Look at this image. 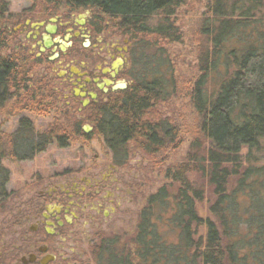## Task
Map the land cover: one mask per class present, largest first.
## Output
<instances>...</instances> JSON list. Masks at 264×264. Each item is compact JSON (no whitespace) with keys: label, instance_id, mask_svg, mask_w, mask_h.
Returning <instances> with one entry per match:
<instances>
[{"label":"trees","instance_id":"16d2710c","mask_svg":"<svg viewBox=\"0 0 264 264\" xmlns=\"http://www.w3.org/2000/svg\"><path fill=\"white\" fill-rule=\"evenodd\" d=\"M189 1L43 0L44 8L32 18L47 20L63 8L71 13L89 9L94 34L111 30L128 39L132 86L85 110L91 134L82 132V122L69 126L85 141H104L116 164L125 165L131 145L152 160L169 148L177 137L175 126L150 110L178 93L188 96L197 123L196 140L202 144L195 142L192 150L198 152L171 171L174 190L164 186L148 198L128 244L130 236L126 232L120 239L119 229L98 233L97 264H264V1L207 0L198 75L179 89L166 47L181 42L173 18ZM7 13L8 4L0 0V117L12 99L25 102L24 111L35 107L42 114L51 104L59 109L63 103L66 110L50 68L44 77L33 78L26 65L34 55L15 47L3 54L10 48ZM44 61L49 64L44 58L35 63ZM67 131L56 122L37 133L27 120L5 139L0 130V200L9 196L3 161L34 159L53 144L65 148L72 139ZM193 175L204 180L203 186L196 188ZM206 198L213 201L209 216L202 217L198 205Z\"/></svg>","mask_w":264,"mask_h":264},{"label":"flooded vegetation","instance_id":"af4514ba","mask_svg":"<svg viewBox=\"0 0 264 264\" xmlns=\"http://www.w3.org/2000/svg\"><path fill=\"white\" fill-rule=\"evenodd\" d=\"M90 15L89 9L67 10L47 20L27 19L30 24H21V33L31 44L25 48L37 53V58L47 59L49 67L55 65L51 72L59 74L55 76L58 99L74 106L79 114L133 84L128 39L109 40L94 34ZM54 18L56 22L51 23ZM51 25L55 26L50 35L54 42L46 48L44 36L49 35ZM63 43L69 45L63 48ZM115 86L124 88L115 90ZM100 143L105 147L104 141ZM81 170L42 185L33 196L8 208L0 236V264H97L98 233L117 230V216H129L130 208L123 205H133L132 179L129 182L119 176L124 166L106 156H95L84 174ZM83 228H89V235L81 234Z\"/></svg>","mask_w":264,"mask_h":264},{"label":"rangeland","instance_id":"374dc122","mask_svg":"<svg viewBox=\"0 0 264 264\" xmlns=\"http://www.w3.org/2000/svg\"><path fill=\"white\" fill-rule=\"evenodd\" d=\"M5 1L8 4L6 17L9 20L7 19L8 22L4 27H9L11 31L8 43V47L10 48H7L3 54H9L11 49L15 47L17 48L16 52L23 53L24 51L25 53L34 55V62H28L26 70H33L32 73L30 72V76L33 78L44 77V74L48 72L47 69H51L54 64L49 67L45 61L40 65L35 63L37 53L28 47L25 48L29 43L24 34L21 33V24H28L29 21L27 19L39 16V11L44 8L43 0ZM209 4L207 0L189 1L173 18L176 27L181 32L182 40L180 43L169 44L166 48L172 60L174 73L178 78L177 88L179 89H181L183 83H191L198 75V54L201 48H203L204 43L203 38L200 36V29L203 22L209 18ZM66 11L63 8L60 12L63 14ZM101 18L106 19L104 17ZM21 20H23V23H20ZM102 35L104 38H109V40L119 38L111 30L104 32ZM19 47L24 48V50H19ZM53 75L58 76L59 74L55 73ZM180 80L181 85L179 84ZM25 105L26 103L23 101L19 102L17 99H12L3 108L0 117V130L4 139L18 129L22 120L29 121L37 133L45 132L57 122L61 127L68 130L67 133L71 134L72 139L67 144V147L60 148L57 144H53L45 152L28 161L13 162L8 159L3 161V166L9 172V181L4 185L5 193L9 196L5 198V202L0 200V236L5 229L4 223L7 220L8 208L13 207V205L17 206L20 201L19 199L24 201L33 196L42 185L58 182L59 179L64 178L63 176L68 177L69 175H73L86 166L85 169L81 170L82 174H84L93 163L95 156H98L99 159L102 156L112 159V156L108 154L99 139L85 141L84 138L79 137L75 133L73 134L74 131L70 127L75 125V123L82 122L80 127L82 132L85 126H89L87 123H84V113H75L74 106H70L68 110L66 107L69 106L65 104L64 108L66 110L63 111L61 106L58 109L56 105L51 104V107H48V112L46 109L45 112L40 114L36 112L35 107L33 111L28 109L22 110ZM150 113L155 118L170 119L173 122V126H175L177 137L166 151L159 152L153 160L145 152L137 150L134 146L131 145L129 147L128 160L123 165L125 170L119 172V176L123 175L124 179L126 181L129 180V182L132 179L130 183L133 184L131 185V187L133 186V189L131 188L133 196L131 195L130 198H135V202H133V205H123V208H130L129 216L122 214L117 216L115 220L116 227L120 232L122 231L120 239L125 238L122 235H126V232L130 236L125 240L127 244L134 238L133 234L137 224V215L146 204L148 198L164 186H174L173 183L171 184V171L173 172L179 167L182 168V165H187L190 158L189 154L198 152L197 148H193L194 150H192L195 142L198 141V146L202 144L199 139L196 140L197 135L195 131L197 123L191 110L189 98L185 93H178L177 97H172L156 109L150 110ZM192 180L196 181V188H200L205 183L199 175H193ZM171 188L174 190V187ZM212 201V198H206L198 205L199 215L202 217L209 216L208 210ZM80 232L82 235L85 233L89 235L90 231L89 228H83ZM114 239L119 238L115 237L111 240Z\"/></svg>","mask_w":264,"mask_h":264},{"label":"water","instance_id":"95a60500","mask_svg":"<svg viewBox=\"0 0 264 264\" xmlns=\"http://www.w3.org/2000/svg\"><path fill=\"white\" fill-rule=\"evenodd\" d=\"M55 22H56V19H55V18L51 20V23H55ZM42 25H43V23L40 24V26H42ZM47 33H48L49 35H45V36H44V41H45V47H46V48H48V47H49L50 45H52L53 42H54V41L51 40V36H50V35H53V34L55 33V26H54V25H53V26L51 25V26L48 28ZM68 45H69L68 43H63V48H64V47H67ZM42 51H44V49H42ZM118 88H124V86H120V87L115 86V87H114L115 90L118 89ZM92 97L95 98V95H92ZM85 105H86V102H85ZM91 131H92V128H91L90 126H85V127L83 128V132H84L85 134H89Z\"/></svg>","mask_w":264,"mask_h":264}]
</instances>
